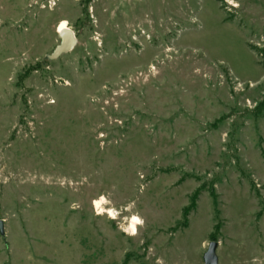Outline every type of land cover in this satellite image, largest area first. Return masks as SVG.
Here are the masks:
<instances>
[{
	"label": "rangeland",
	"instance_id": "374dc122",
	"mask_svg": "<svg viewBox=\"0 0 264 264\" xmlns=\"http://www.w3.org/2000/svg\"><path fill=\"white\" fill-rule=\"evenodd\" d=\"M0 221V264H264V0H0Z\"/></svg>",
	"mask_w": 264,
	"mask_h": 264
},
{
	"label": "water",
	"instance_id": "95a60500",
	"mask_svg": "<svg viewBox=\"0 0 264 264\" xmlns=\"http://www.w3.org/2000/svg\"><path fill=\"white\" fill-rule=\"evenodd\" d=\"M58 36L61 43L56 47L53 54L49 56V59L53 61L59 59L62 55L73 51L78 43L76 35L69 28L59 32ZM0 236L5 237V224L3 221H0ZM217 247L218 244L216 242H212L210 244L208 252L204 256V264H219L216 254Z\"/></svg>",
	"mask_w": 264,
	"mask_h": 264
},
{
	"label": "bare ground",
	"instance_id": "6f19581e",
	"mask_svg": "<svg viewBox=\"0 0 264 264\" xmlns=\"http://www.w3.org/2000/svg\"><path fill=\"white\" fill-rule=\"evenodd\" d=\"M66 28H69L68 27V23L66 21H62L59 26H58V33L63 31L64 29ZM105 204V199L102 198L98 201H95V206L96 208L101 211V212H104V207L103 205ZM112 215H114V212H110ZM141 223V220L138 218V217H133V219L130 221V226H129V229L130 231L135 234L136 231H137V227L140 225Z\"/></svg>",
	"mask_w": 264,
	"mask_h": 264
}]
</instances>
